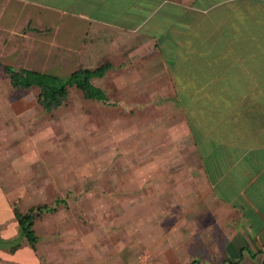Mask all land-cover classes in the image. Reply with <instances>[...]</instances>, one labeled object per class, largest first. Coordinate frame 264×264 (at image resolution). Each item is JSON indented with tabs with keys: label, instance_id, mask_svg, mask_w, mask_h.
<instances>
[{
	"label": "crops",
	"instance_id": "0c3cea01",
	"mask_svg": "<svg viewBox=\"0 0 264 264\" xmlns=\"http://www.w3.org/2000/svg\"><path fill=\"white\" fill-rule=\"evenodd\" d=\"M18 33L24 64L0 48L9 88L0 95V264H43L13 215L32 207L19 211L21 192L3 178L37 160L32 138L13 134L32 111L14 92L31 87L13 88L4 68L62 78L104 63L89 78L102 98L86 100L107 102L95 80L114 76L126 111L142 117L141 138L152 140L154 128L164 135L142 143L140 160L142 186L156 177L157 193L172 199V247L157 264H263L264 0H0V41Z\"/></svg>",
	"mask_w": 264,
	"mask_h": 264
},
{
	"label": "rangeland",
	"instance_id": "374dc122",
	"mask_svg": "<svg viewBox=\"0 0 264 264\" xmlns=\"http://www.w3.org/2000/svg\"><path fill=\"white\" fill-rule=\"evenodd\" d=\"M22 34H16L15 43L9 35L0 41L1 58L16 67L24 64L18 49ZM114 78L95 80L107 91V102L88 101L71 87L66 100L48 112L36 102L35 87L14 92L15 98L28 97L25 105H32V111L14 121L20 125L13 134L32 138L37 160L20 174L5 169L3 178L21 192L13 195L19 211L53 207L32 223L34 252L43 264H157L164 249L172 247L171 195L157 193L156 177L151 188L142 186L140 169L146 152L142 143L153 140L156 146L164 135L154 128L152 140L141 138L142 117L139 111H126L124 91L112 90ZM8 90L0 70V95ZM144 116L154 120L156 113L150 109ZM9 127L6 123V139L12 138Z\"/></svg>",
	"mask_w": 264,
	"mask_h": 264
},
{
	"label": "trees",
	"instance_id": "16d2710c",
	"mask_svg": "<svg viewBox=\"0 0 264 264\" xmlns=\"http://www.w3.org/2000/svg\"><path fill=\"white\" fill-rule=\"evenodd\" d=\"M106 68L107 63L97 66L94 69L78 68L68 76L62 78L35 71H13L8 67L4 69L8 74L9 83L13 88L28 89L35 87L37 89L36 102L42 109L49 111L56 109L66 100L68 89L71 87L79 90L85 99H101V91L89 83V78L92 76H101ZM51 210L45 205L34 206L24 213H19L15 209L13 210L19 232L30 247L33 248L36 240L32 229L33 220L41 211L48 212Z\"/></svg>",
	"mask_w": 264,
	"mask_h": 264
}]
</instances>
